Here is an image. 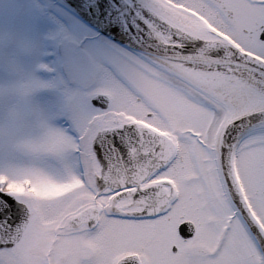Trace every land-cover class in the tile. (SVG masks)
Here are the masks:
<instances>
[{
    "label": "snow or ice",
    "instance_id": "6c2138e0",
    "mask_svg": "<svg viewBox=\"0 0 264 264\" xmlns=\"http://www.w3.org/2000/svg\"><path fill=\"white\" fill-rule=\"evenodd\" d=\"M0 264H264V0H0Z\"/></svg>",
    "mask_w": 264,
    "mask_h": 264
}]
</instances>
